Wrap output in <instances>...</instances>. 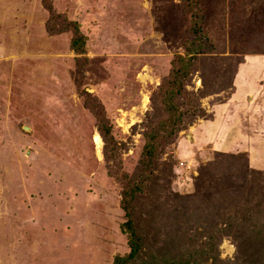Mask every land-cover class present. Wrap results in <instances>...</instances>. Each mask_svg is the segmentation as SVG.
Wrapping results in <instances>:
<instances>
[{"label":"rangeland","instance_id":"1","mask_svg":"<svg viewBox=\"0 0 264 264\" xmlns=\"http://www.w3.org/2000/svg\"><path fill=\"white\" fill-rule=\"evenodd\" d=\"M197 1L201 112L145 181L153 92L192 38L183 0H0V264H112L125 203L128 264H264V0Z\"/></svg>","mask_w":264,"mask_h":264},{"label":"trees","instance_id":"2","mask_svg":"<svg viewBox=\"0 0 264 264\" xmlns=\"http://www.w3.org/2000/svg\"><path fill=\"white\" fill-rule=\"evenodd\" d=\"M184 6L190 14V20L193 25L190 29L191 41L185 46V55L174 56L170 61V69L167 76L163 77L158 87L153 92V101L159 108L160 113L155 122L151 123L146 130L144 155L142 159V177L145 181L150 176V165L153 159L160 153L161 148L169 143L173 136L181 129L183 118L192 117L201 112L197 106L196 99L189 93L184 82L188 80L190 74L194 71L197 62V53L199 48L205 45L202 42L200 22L197 17L199 3L197 0H183ZM73 30L71 48L77 53L84 51L85 38L78 29L76 23H69ZM192 46V47H190ZM182 99V100H180ZM103 124L105 122L101 121ZM109 129V128H108ZM107 126L100 129L102 137L105 139L108 135ZM135 183V182H134ZM136 189V188H135ZM125 210L126 222L124 227L128 232V252L124 255H116L112 264H128L137 254L140 243L132 226L133 209L127 210L126 203L123 205Z\"/></svg>","mask_w":264,"mask_h":264},{"label":"bare ground","instance_id":"3","mask_svg":"<svg viewBox=\"0 0 264 264\" xmlns=\"http://www.w3.org/2000/svg\"><path fill=\"white\" fill-rule=\"evenodd\" d=\"M95 141H96L97 143L100 142V138H99L98 135L95 136Z\"/></svg>","mask_w":264,"mask_h":264},{"label":"water","instance_id":"4","mask_svg":"<svg viewBox=\"0 0 264 264\" xmlns=\"http://www.w3.org/2000/svg\"><path fill=\"white\" fill-rule=\"evenodd\" d=\"M24 129H25V130H29V128H27V127H24Z\"/></svg>","mask_w":264,"mask_h":264}]
</instances>
